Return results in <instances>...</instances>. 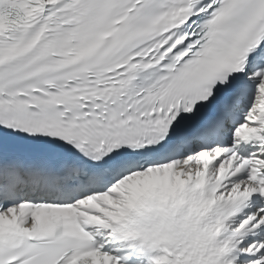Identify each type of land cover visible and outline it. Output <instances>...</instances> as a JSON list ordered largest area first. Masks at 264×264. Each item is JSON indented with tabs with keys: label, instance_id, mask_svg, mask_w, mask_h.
Wrapping results in <instances>:
<instances>
[{
	"label": "snow or ice",
	"instance_id": "obj_1",
	"mask_svg": "<svg viewBox=\"0 0 264 264\" xmlns=\"http://www.w3.org/2000/svg\"><path fill=\"white\" fill-rule=\"evenodd\" d=\"M0 264H264V0H0Z\"/></svg>",
	"mask_w": 264,
	"mask_h": 264
}]
</instances>
